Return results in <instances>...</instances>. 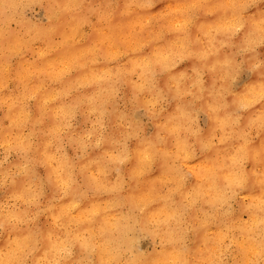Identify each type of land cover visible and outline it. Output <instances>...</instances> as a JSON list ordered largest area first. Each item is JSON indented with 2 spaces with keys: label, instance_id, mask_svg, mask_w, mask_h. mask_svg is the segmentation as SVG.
Wrapping results in <instances>:
<instances>
[{
  "label": "clouds",
  "instance_id": "1",
  "mask_svg": "<svg viewBox=\"0 0 264 264\" xmlns=\"http://www.w3.org/2000/svg\"><path fill=\"white\" fill-rule=\"evenodd\" d=\"M260 49L264 0H0V264H264Z\"/></svg>",
  "mask_w": 264,
  "mask_h": 264
},
{
  "label": "bare ground",
  "instance_id": "2",
  "mask_svg": "<svg viewBox=\"0 0 264 264\" xmlns=\"http://www.w3.org/2000/svg\"><path fill=\"white\" fill-rule=\"evenodd\" d=\"M163 6H164L163 4L157 5L156 9H153V11H157L161 9ZM130 31H131V26H130ZM98 39H102V37H98L97 35H91L86 45L77 46L76 43H74V39H72L71 37V32L69 31L65 45H63L57 52H54L52 56L49 57V59L64 60L67 63L70 61V58L72 55L79 54L80 52H82L84 49L89 47L94 41H97ZM260 51L261 53H264V49H260ZM189 66L190 65L186 63L184 65H181L180 69L178 70H181ZM72 75L75 76L76 73H73ZM236 90L239 91L240 88L238 87ZM169 111H171V108H169ZM152 131L153 129L150 127L149 133ZM152 175L153 176L159 175V171L158 170L155 171Z\"/></svg>",
  "mask_w": 264,
  "mask_h": 264
},
{
  "label": "rangeland",
  "instance_id": "3",
  "mask_svg": "<svg viewBox=\"0 0 264 264\" xmlns=\"http://www.w3.org/2000/svg\"><path fill=\"white\" fill-rule=\"evenodd\" d=\"M42 16H43V13H39V17H42ZM84 31L85 32H90V29H85ZM90 37H91V35L77 38L78 42H77L76 39H74V43H76L77 46L86 45L88 40L90 39ZM243 79H245V78H242V80ZM201 125L204 126V118L203 117H201ZM149 130H150V127L146 131L149 132ZM69 155H71V151H69ZM40 172H41V174H43V170H40ZM40 223L43 225V223H44L43 218H41V222ZM148 247H149V242H147V241L142 242V244H141L142 250L145 249V248H148Z\"/></svg>",
  "mask_w": 264,
  "mask_h": 264
}]
</instances>
